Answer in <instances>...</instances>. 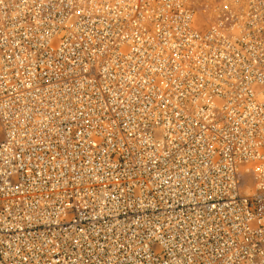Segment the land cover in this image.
<instances>
[{"label": "built area", "instance_id": "built-area-1", "mask_svg": "<svg viewBox=\"0 0 264 264\" xmlns=\"http://www.w3.org/2000/svg\"><path fill=\"white\" fill-rule=\"evenodd\" d=\"M0 264H264V0H0Z\"/></svg>", "mask_w": 264, "mask_h": 264}]
</instances>
